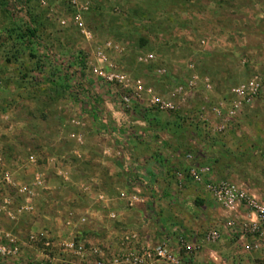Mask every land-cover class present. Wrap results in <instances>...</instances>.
I'll return each mask as SVG.
<instances>
[{
  "label": "rangeland",
  "instance_id": "374dc122",
  "mask_svg": "<svg viewBox=\"0 0 264 264\" xmlns=\"http://www.w3.org/2000/svg\"><path fill=\"white\" fill-rule=\"evenodd\" d=\"M7 15L5 22L0 23L10 28L9 45H2L5 37L0 40L2 164L21 186L30 185L34 173L41 172L44 186L35 190L33 213L21 215L17 223L0 213L1 229L20 230L24 235L31 229L47 236L54 234L50 237L49 253L60 259H69L58 242L71 231L76 240L88 247L98 246L108 256L117 251L120 241L108 233L104 218L110 206L120 205L122 210L133 209L138 218L134 219L135 224L121 228L126 231L122 242L126 234H134L139 243L145 244L166 239L177 247L184 240L189 246L180 253L184 264H264V258L259 256L263 240L256 234L250 235L251 241L246 240L249 235L232 236L225 244L218 242L221 233L215 241L205 239L216 219L222 229L231 233L228 222L235 221V229L239 230V224L249 213L243 205H237L233 212L225 211L213 197V204L222 214L220 219L212 217L210 225H204L201 231L169 224L171 228L162 237L157 232L154 239L141 240V233L151 225L143 223L139 216L143 220L154 219L156 228L162 230L158 206L163 193L159 186L176 185L179 190L183 182H178L175 170L160 183L152 182L154 191L129 190L140 178H131L123 171L117 173L122 198L116 199L118 187L111 183L115 172L109 166L110 162L116 165L115 156L125 149L115 146L97 128L100 122L97 120L104 115L112 120L102 104L118 103L126 91L133 93L136 88L138 95H133L129 107L122 111L126 115L125 110L132 107L127 113L129 121L148 117L154 120L156 129L160 127L153 130L155 135L144 132L155 137L152 143L157 146L148 149L146 144V154L156 157L159 153V140L166 136L164 128L170 122L166 115H173L176 122L178 114L185 110V119H189H184L186 122L203 124L200 127L204 129L203 139L210 146L208 161L213 166L203 162L200 166L223 173L218 179L235 183L248 193L247 185H264V0H91L79 19L62 0H49L43 8L32 2V13L25 18ZM30 28H36V33L29 35L25 30ZM48 30L54 33L50 44L57 42L56 51H50L56 56V66H40L35 61L37 44H45L47 38L43 33ZM101 65L123 74L128 80L127 87L113 85L97 75L95 69ZM54 68L57 79L51 94L45 82L40 85L39 72L41 69L46 74ZM254 77L261 78L260 92L249 103L238 106L234 125L224 120L228 108L224 95L229 91L230 102L236 98L231 88ZM190 82L192 85L188 86ZM178 86H184L183 90L178 91ZM152 99L173 103L177 108L160 109ZM202 107L218 122L209 124ZM195 115L198 117L193 118ZM222 122L226 126L218 130L216 126ZM129 130L124 139L134 137L141 144L146 140L147 135L135 123L130 124ZM232 138L239 146L230 144ZM30 155L35 162L28 161ZM100 156L109 160L104 157L101 160ZM7 191L17 195L13 188L8 187ZM198 205L194 201L191 211H198ZM71 211L76 214L75 219L84 216L86 220L81 225H66ZM138 211L146 215L143 212L138 215ZM242 213L246 214L244 218ZM172 214L163 218L171 219ZM45 240L41 237L27 249L35 262ZM211 248L218 252H209Z\"/></svg>",
  "mask_w": 264,
  "mask_h": 264
},
{
  "label": "crops",
  "instance_id": "0c3cea01",
  "mask_svg": "<svg viewBox=\"0 0 264 264\" xmlns=\"http://www.w3.org/2000/svg\"><path fill=\"white\" fill-rule=\"evenodd\" d=\"M49 1V0H48ZM60 1V0H58ZM32 2H35L34 0H28V10H29V14L32 13ZM37 4V3H36ZM38 5V4H37ZM39 6V5H38ZM40 8H43V6H39ZM46 7V6H45ZM8 12L7 10L4 8V4L0 3V23L5 22V16L7 15ZM7 23V22H6ZM9 29L10 28H5V26H3L2 24H0V40L2 39V37H5V41L2 42V45L8 46L10 41H8L7 39L9 36ZM34 29V28H32ZM36 29V28H35ZM26 31V30H25ZM34 33H36V31L34 30ZM43 35L45 36V38H47L48 44L45 42V44H37L39 50L37 49L36 52V57H35V61L36 64H40V66H42L43 64H48L49 66L51 65H55L56 66V59L54 56V54H51L50 51H56L55 46L57 47V42H54L53 44H50V41H53L54 37V33L51 31H45L43 33ZM50 44V45H49ZM53 45V47H52ZM48 46H50L51 48H49ZM64 47V45H62ZM53 48V49H52ZM49 50V51H48ZM55 74V68L54 70L51 69L49 72H47L46 74L42 73V70L40 69L39 75H40V85L45 84L48 85L50 87V89L52 90V87L55 85L56 83V74ZM47 82H49L47 84ZM85 90H86V86ZM45 92V91H43ZM53 94V90L51 91ZM229 91L228 93H226L223 97L224 101L227 102V104H229ZM104 102V101H103ZM85 103V102H84ZM105 106V107H104ZM102 107L105 108V114L107 112L110 113V117H112V120H109L110 118L107 116H103L102 120H97L100 121L99 124L97 125L98 129L100 131H103L104 134H107V136L110 138L111 142L117 146V147H124L125 151H122L121 155H117L115 156L116 159V165H113L112 162H110V166L109 169H113V171L115 172L113 180L111 181L112 186H114L118 191V196H116L115 198H120L121 194L120 190H119V184L117 183V173H122L123 171H126L127 176H131V178H136L139 177L140 179L136 180V184L134 187L130 188L129 190L132 189H139L140 191H154L155 188L152 186V182H161L163 181V179L169 174H171L172 172H174L175 170H182L185 171L188 164L190 162L195 163V164H206L208 166H213L208 160H209V156L208 154V149H210V146L208 145V142H206L203 139L204 136V129L202 130L200 127H202L203 124L201 123H194V124H190L188 122H186L185 120V110L181 111V113H179L178 115H180V117H177L178 120H176V122H174V116L167 114L166 115V119H169L170 122H168V128H164V130L166 131V136H163L160 138L159 143L161 141V143L158 146V151L159 153H157L156 157L153 155V157L151 156V154L149 155L148 153L146 154V144H148V149L151 148H156L157 146H153L152 141L155 139V137L149 136L145 133H152L153 130H155L156 128L153 126L154 120H150V118H146V117H141L137 120H135L134 122H132V120H128L127 118V113L128 111H130V109L132 107L129 108V110H125L126 115L124 114V112L120 111V105L119 103H117V101L114 102H109L106 103V101L104 102V104H102ZM229 107V105H228ZM243 107V106H242ZM99 107L95 108V111L98 110ZM203 112H205V108H203ZM150 110V109H148ZM193 112H196L197 110H192ZM238 111V110H237ZM235 112V114L228 120L230 123H233V121L236 118V114L238 112ZM241 111V110H240ZM148 112V111H147ZM200 112V118L203 116L202 114V110L199 111ZM198 112V113H199ZM209 112V111H208ZM205 112L206 114V118L205 120L209 122V124L214 125L215 123H217V118L215 116H212L210 114V112ZM122 113L123 118H124V123L121 127H118L116 125V120L117 117L120 116V114ZM197 113V114H198ZM109 115V114H108ZM188 115V114H186ZM182 116V117H181ZM198 116H194L193 118H197ZM165 118V117H164ZM185 119V120H184ZM192 120V119H191ZM185 121V122H184ZM189 121V119L187 120ZM193 121V120H192ZM197 121V120H195ZM203 121V120H202ZM156 122V121H155ZM132 123H135L137 126V129H139V131L142 133H144V135L146 136V142L144 141L142 144L139 142H136V140L134 139V137L132 138H127L124 139V135L126 132H128L127 130L130 129V124L132 125ZM231 124V125H232ZM230 125V126H231ZM154 127V128H153ZM208 127V126H207ZM160 129V127H157L156 130ZM130 131V130H129ZM203 131V132H202ZM158 132V131H157ZM134 133V132H133ZM138 133V132H137ZM202 133V136L200 135ZM135 134V133H134ZM153 134L155 135L156 133L153 132ZM136 135V134H135ZM142 139V138H141ZM235 138H232L230 141L231 145L234 146H239V144H235L234 141ZM125 145V146H123ZM213 151V150H212ZM187 153H191L193 158L190 161L187 157L186 154ZM205 153V154H203ZM214 155V154H213ZM102 157L101 160L104 157V160L108 161V158H105V156H100ZM215 157V156H213ZM216 158V157H215ZM128 161V162H127ZM128 163V164H127ZM224 171V170H223ZM130 173V174H129ZM223 173H219L216 170L214 171L213 169L211 170L209 177H211L212 179H218L220 176H222ZM239 179V178H238ZM237 178H235V180H238ZM239 182H242L240 180H238ZM242 185H245V182L243 181L241 183ZM247 185V184H246ZM250 185V184H249ZM179 186V185H178ZM176 185H168V186H159V190L162 191L163 195V199L161 201H159V206H158V212H159V219H160V227L162 228L161 232H159V230L156 228L157 225L154 224V219H144L143 216H139L140 220L143 221V223L145 222L146 225H151L150 228L146 229V232L143 234L141 233V240L142 239H154L155 237H157V232L158 234L160 233V236L162 237L166 232H168V229L171 228V226L169 224H171L173 227L174 226H178V227H184L186 226L187 228H195L196 230H202V228H204V225H210V223L212 222L213 218L212 217H216L220 219V215L222 214L221 209H219V207H215V203L212 195L209 194L205 189L203 184L201 183H197L194 182L191 178H189L188 176L185 177L184 183L182 186H180L181 188H179V190H177ZM247 189L249 191V193L251 192L252 194L256 195L257 198H259L260 200L264 201V185H254L252 186H248L247 185ZM208 195L210 197V199L207 198ZM122 198V197H121ZM172 198V200H171ZM208 199V201H207ZM121 200V199H120ZM211 203H210V201ZM172 201V202H169ZM196 201L198 202V211H191L190 207H194L193 206V202ZM120 203V201L118 202ZM214 206V207H213ZM218 206V205H216ZM190 209V210H188ZM213 209H216V211L214 212ZM108 213L105 215V225H108V233H113L110 235H115L117 242L119 243L118 247L116 248V246L114 247V249L116 248L117 250H119L120 248L124 247L123 242L121 241V239L123 238L122 235L123 233H125L126 231H123L121 228L125 227V226H130L131 224H135L136 221H134V219H138L135 215V211L133 209H125L122 210V207L119 206H113V207H109L108 209ZM169 210L173 213L172 214V218L170 219V217L168 216L167 218H163L165 214H171V212H169ZM217 210H220L219 213ZM145 211V210H144ZM143 211H138V215H140ZM144 213V212H143ZM163 214V216H162ZM76 214H74L72 211L70 212V215L66 218L65 220V224L67 225H81L83 222L80 223L79 218L75 219L74 216ZM144 215H146L144 213ZM245 213L241 214V218L245 217ZM177 216L179 217L177 219ZM248 216V214H247ZM162 219V220H161ZM75 220V222H74ZM217 220V221H216ZM215 222L211 223V228H215L214 226H217V229L220 230L221 233V237L218 240L219 244H222L224 242L227 243L230 238L232 236H237L239 235L237 232H233L231 229V233H227V231H225L224 229H222L220 227V220L216 219ZM152 222V223H149ZM173 222V224H172ZM215 223V224H214ZM115 227V228H113ZM111 228V231H110ZM121 229V230H120ZM56 232V231H55ZM53 233V232H52ZM163 234V235H162ZM54 235V234H52ZM108 236V235H107ZM74 237V235H72L71 231L67 234L66 237ZM109 237V236H108ZM63 238V239H64ZM166 240V239H163ZM246 240L251 241V236L249 235L248 238H246ZM169 244L176 249L175 244H172L171 242H169ZM95 246V245H93ZM205 246V244L203 245ZM218 247V246H217ZM260 257L264 258V239H263V244L261 249H259ZM182 252V251H180ZM209 252H218V250H215L213 248L209 249ZM115 253V252H114ZM32 254V253H31ZM37 254L39 256H35L36 257H41V253L39 254V252H37ZM90 253L86 254V257L81 260L80 258H78L77 256L74 257H70L69 259H67V261L70 260V263H82V264H90V262L92 260H90L91 257ZM109 256V255H108ZM69 257V256H68ZM185 263V262H184Z\"/></svg>",
  "mask_w": 264,
  "mask_h": 264
},
{
  "label": "built area",
  "instance_id": "2783aa9c",
  "mask_svg": "<svg viewBox=\"0 0 264 264\" xmlns=\"http://www.w3.org/2000/svg\"><path fill=\"white\" fill-rule=\"evenodd\" d=\"M39 6H47L48 0H34ZM65 2L70 10V13L79 19L89 8L91 0H62ZM4 4V8L13 17L17 18L22 16L25 18L29 14L28 0H0ZM97 75L103 77L108 83L116 86L127 87L128 80L120 72L109 71L105 65L99 66L95 69ZM261 78L254 77L253 80L234 86L231 92L236 96L235 99L229 102L227 108L226 118L229 120L238 110V106L247 104L256 94L261 90ZM192 85V82L188 86ZM184 86H178L177 90H183ZM133 95H138L136 88L133 93L126 91L119 98L120 111L122 108L129 107L130 99ZM155 106L163 110H175L177 107L170 102L161 99H152ZM217 115L220 111L216 110ZM122 113L117 117L116 125L121 127L124 123ZM226 125L224 122L216 126L221 130ZM186 157L191 161L193 156L187 153ZM3 156L0 152V213L10 221H17L23 214H30L34 211L33 200L35 199L36 189H42L44 180L42 173L36 171L33 180L28 186H21L18 184L12 172L3 168ZM28 161H34L33 155L28 156ZM178 182L184 183L185 177L188 176L194 182L204 184L205 188L210 192L216 202H218L225 211L233 212L237 205H243L249 210L248 216L245 220L241 221L240 229H235L236 222L231 220L228 225L231 230L237 232L239 237L245 235H258L262 240L264 239V202L259 200L255 195L248 193L244 188L232 183L226 179H212L209 177L210 170L206 165H198L190 162L185 171L176 170L175 172ZM17 190V195L10 194L7 191L8 187ZM19 200V201H18ZM84 216L79 218L80 223L84 222ZM238 223V222H237ZM220 232L217 228H212L205 234V239L215 241L219 238ZM42 231L29 230L27 234H22L21 231H12L0 228V264H69L70 260L60 259L49 252L52 244L49 242L50 237ZM41 237L46 240L42 242L43 248L41 249V257L34 261V259L27 252L31 242ZM49 239V240H48ZM260 243V242H259ZM124 247L106 256L105 253L98 246H86L85 243L76 240L74 237H67L58 242V246L62 253L69 256V258L77 256L81 260L86 257L87 253L95 256L90 264H184V260L180 255L181 250H187L188 244L181 240L176 249H174L167 240H161L155 244L139 243V240L134 234H126L123 241ZM258 243H254V247H258Z\"/></svg>",
  "mask_w": 264,
  "mask_h": 264
},
{
  "label": "trees",
  "instance_id": "16d2710c",
  "mask_svg": "<svg viewBox=\"0 0 264 264\" xmlns=\"http://www.w3.org/2000/svg\"><path fill=\"white\" fill-rule=\"evenodd\" d=\"M34 30L35 29L30 28V29H28L26 31L28 32L29 35H33L34 34Z\"/></svg>",
  "mask_w": 264,
  "mask_h": 264
}]
</instances>
